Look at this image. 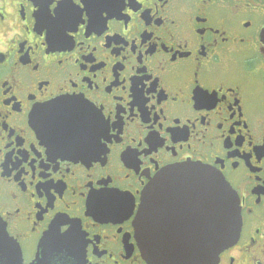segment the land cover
I'll return each instance as SVG.
<instances>
[{
	"label": "flooded vegetation",
	"instance_id": "flooded-vegetation-1",
	"mask_svg": "<svg viewBox=\"0 0 264 264\" xmlns=\"http://www.w3.org/2000/svg\"><path fill=\"white\" fill-rule=\"evenodd\" d=\"M0 17V264H152L142 195L188 163L238 200L212 264H264V0H0ZM221 82L242 115L232 96L194 107ZM160 190L147 218L167 234L190 206Z\"/></svg>",
	"mask_w": 264,
	"mask_h": 264
},
{
	"label": "water",
	"instance_id": "water-1",
	"mask_svg": "<svg viewBox=\"0 0 264 264\" xmlns=\"http://www.w3.org/2000/svg\"><path fill=\"white\" fill-rule=\"evenodd\" d=\"M260 39L264 44V28ZM156 181L145 189L137 219L139 243L147 260L152 264H212L238 237L241 220L235 193L220 174L201 164L168 168ZM156 188L162 189L157 193L161 196L180 192L186 198L183 203L190 206L186 220L170 225L167 234H159L160 224L147 218Z\"/></svg>",
	"mask_w": 264,
	"mask_h": 264
},
{
	"label": "snow or ice",
	"instance_id": "snow-or-ice-1",
	"mask_svg": "<svg viewBox=\"0 0 264 264\" xmlns=\"http://www.w3.org/2000/svg\"><path fill=\"white\" fill-rule=\"evenodd\" d=\"M0 19H2V17H0ZM2 36H3V32L0 31V38H2ZM170 38L175 39V36L170 34ZM171 59L174 62L175 56H173ZM146 79H150V77H146ZM197 79H199L198 76ZM157 83H159V79H157L156 83H153L151 85V91L153 92L156 91ZM239 87H240L239 85H236L235 88H233L231 85L225 86L223 82H221L216 87L212 88L211 93L207 89H204L203 91H199L198 95L195 92L192 97L194 107L197 109H201V108L217 109V111H219L217 106L225 104L227 102L228 96H232L233 99L231 102H229V108L240 109V111L239 112L229 111V116L233 118L236 116H240L243 113L244 106L241 103L242 96L237 94V90L239 89ZM74 100H76L79 104L83 105L84 107H90V105H88L87 101L82 96L74 98ZM97 115L100 116L101 121L104 122L105 130H106L107 124L106 121H104V117L100 113H97ZM221 127H223V124H221ZM245 127H247V125ZM104 138L107 137L105 136Z\"/></svg>",
	"mask_w": 264,
	"mask_h": 264
}]
</instances>
